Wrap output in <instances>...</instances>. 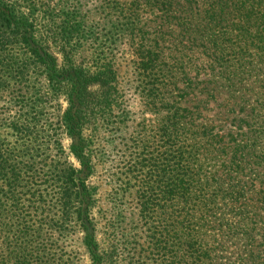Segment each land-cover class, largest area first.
<instances>
[{
  "label": "trees",
  "instance_id": "trees-1",
  "mask_svg": "<svg viewBox=\"0 0 264 264\" xmlns=\"http://www.w3.org/2000/svg\"><path fill=\"white\" fill-rule=\"evenodd\" d=\"M73 236L91 264H264V0H0V264H84Z\"/></svg>",
  "mask_w": 264,
  "mask_h": 264
},
{
  "label": "rangeland",
  "instance_id": "rangeland-1",
  "mask_svg": "<svg viewBox=\"0 0 264 264\" xmlns=\"http://www.w3.org/2000/svg\"><path fill=\"white\" fill-rule=\"evenodd\" d=\"M124 67L125 66L122 64L121 65L122 78H123V74L124 75L127 74V73L124 72V70H125ZM128 77H129V75H128ZM122 78H121V80H122V83H123L124 87L125 88H131L132 84H131V82L127 81L128 78H123V79ZM132 89L133 88H131L130 90L127 91L126 97L129 100L130 109L135 111L140 116L141 115V112H140L141 111V109H140L141 106H140L139 97L133 92ZM62 106H63V108L66 106V103L64 101H62ZM136 120H138L137 122H140L139 120H141V119L138 118ZM136 123L134 124V126L136 125ZM118 134L119 133H116V135H115L116 139L114 140V143H118L117 142L119 140ZM68 142H69V138H65L64 139V143L68 144ZM105 146L107 147L106 148L107 152L111 154L112 151H110V149L108 148L109 146H107V144ZM115 147H117V149L113 150L112 157L114 158V161H115L114 165H117L115 169H118V166L120 167V165H122V160H121L122 156H120V154L122 152L123 146L117 145ZM113 148H114V145H113ZM70 159H71V161L75 162V164L77 166L81 165L80 162H78L77 159L73 155L70 156ZM120 161H121V163H119ZM105 163H108V162H105ZM108 166L109 165L105 166L104 164L98 165V167L96 168V171L93 174H91V176L88 179V182L90 184H95L97 186V188H98V194L97 195L99 197V202L103 206H106L109 203V195L110 194L108 192L110 191V189H111V187H112V185L114 183V182L112 184L109 183L110 176L108 175L109 174L108 172L111 171L112 168H111V166H109V167ZM129 201L130 200L127 201L126 207L132 208V204ZM128 215H129V213H128ZM128 218L124 219V224L127 225V226L130 225V221L128 220ZM65 245H66V247H67V249L69 251H73V253L75 254L77 260H81L80 261L81 263L91 264L90 260H89V258L87 256V251L84 248V246L81 244L80 239L78 238V236L71 237L70 240L66 241ZM145 255L147 256V251L146 250L144 251V256ZM126 260L127 259L124 258V259H121L119 262H120V264H129ZM147 260L150 262L149 259H147Z\"/></svg>",
  "mask_w": 264,
  "mask_h": 264
}]
</instances>
